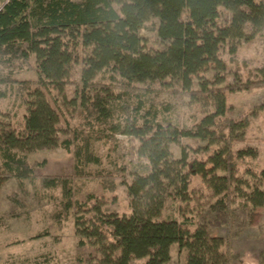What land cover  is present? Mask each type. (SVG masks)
<instances>
[{"label":"trees","instance_id":"16d2710c","mask_svg":"<svg viewBox=\"0 0 264 264\" xmlns=\"http://www.w3.org/2000/svg\"><path fill=\"white\" fill-rule=\"evenodd\" d=\"M146 33L164 47L147 49ZM256 36H264V0H0V181L14 178L22 188L25 180L38 181L42 188L60 189L53 220L62 224L76 207L79 245H91L98 264L134 259L167 264L175 245L186 252L185 264H231L228 239L204 224L190 229L188 219L162 218V212L169 197L186 199L192 175L204 179L219 197L213 206L224 208L231 220L236 211L228 202L234 196L243 199L246 210L264 207V169L250 170L246 180L237 175V158L255 157L256 151H234V143L245 140L248 120L228 116L227 103L230 92L264 87V66L249 71L246 80L222 85L229 73L224 53L238 63L239 42ZM24 65L36 72L35 79L16 76ZM210 70L212 80L205 75ZM152 82L163 84L175 99L165 106L167 113L195 95L212 106L188 129L164 124L156 114L142 123L137 116L118 119L114 104L138 97L133 108L138 114L147 90L140 85ZM2 85L18 86L28 95L26 110L14 123L1 106L8 97ZM53 89H68V101L82 108L81 126L63 140L61 111L45 91ZM118 135L140 141L135 155L142 167L135 166L133 180L123 182L130 211L104 213L96 205L87 218V204L74 200L75 184L97 179L106 190H116V176L92 166L102 162L96 144L117 142ZM182 138L205 142L207 157L190 162L183 150L174 158L172 144ZM59 145L73 154V174H38L45 161L31 163L14 152Z\"/></svg>","mask_w":264,"mask_h":264},{"label":"rangeland","instance_id":"374dc122","mask_svg":"<svg viewBox=\"0 0 264 264\" xmlns=\"http://www.w3.org/2000/svg\"><path fill=\"white\" fill-rule=\"evenodd\" d=\"M80 1V0H76ZM147 49H162L164 44L156 39L155 34L146 33ZM238 63L230 61L228 53L223 58L227 62V77L225 83H233L236 79L246 80L248 72L264 66V36H256L250 41H241L237 48ZM34 66V62H31ZM29 65H24L16 76L20 79H35L36 72ZM81 67L78 65L74 73L77 77ZM215 71L210 70L205 75L212 80ZM214 84L212 86H222ZM143 90L144 106L136 114L135 106L138 97H131L122 103L114 104L115 114L122 121L132 120L135 116L142 123L156 114L164 124L174 123L181 128H193L210 110V103L200 96L187 97L177 109L167 113L165 106L175 99L169 89L160 82L140 85ZM7 90L8 97L1 102L2 109L7 112L9 122L20 120L26 110L28 95L18 86L11 88L2 85ZM53 104L62 114L64 132L61 140L70 136L71 130L80 127L82 123V108L68 101L72 93L53 89L45 90ZM230 107L228 116L235 120L246 118L248 125L245 130V140L235 142V152L245 148L256 151V156L238 157L237 175L246 180L250 170L264 169V87L235 91L227 94ZM210 104V105H209ZM212 106V105H211ZM140 141L127 135H118L117 142L97 143L95 148L102 162L92 166L105 173L116 176L117 188L114 192L106 190L97 180L78 181L75 184L74 200L87 204L89 211L84 215L93 216L98 205L104 213L130 211V200L127 187L123 182L133 180V170L142 167L136 150ZM205 142L191 138H182L180 144H172L171 150L176 159L182 157V151H188L190 162L197 157L205 159ZM200 148V149H199ZM31 163L45 161V167L38 169V174H73L74 158L71 151L62 145L40 149H15ZM1 170V163H0ZM93 197H90V196ZM219 197L205 184L200 175H192L186 199L169 197L162 212V218L190 220V229L204 224L214 234L228 239L232 249L231 264H264V207L246 210L243 199L234 196L229 203L235 209L236 217L231 220L224 208L214 207ZM62 195L60 189L42 188L36 181H24L23 188L14 178L0 181V264H98V253L91 245H79L76 233L75 218L77 208L70 210L62 224L52 218V212L58 207ZM227 202V201H226ZM186 252L178 245L172 248V260L167 264H185ZM146 259H134L131 264H144Z\"/></svg>","mask_w":264,"mask_h":264}]
</instances>
